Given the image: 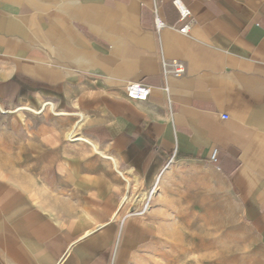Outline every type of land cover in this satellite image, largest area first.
Instances as JSON below:
<instances>
[{
  "label": "crops",
  "instance_id": "1",
  "mask_svg": "<svg viewBox=\"0 0 264 264\" xmlns=\"http://www.w3.org/2000/svg\"><path fill=\"white\" fill-rule=\"evenodd\" d=\"M173 1L0 0V105L19 114L0 125V264L163 259L143 250L161 220L119 217L154 186V211L221 225L230 197L264 254V0H181L189 35Z\"/></svg>",
  "mask_w": 264,
  "mask_h": 264
},
{
  "label": "rangeland",
  "instance_id": "2",
  "mask_svg": "<svg viewBox=\"0 0 264 264\" xmlns=\"http://www.w3.org/2000/svg\"><path fill=\"white\" fill-rule=\"evenodd\" d=\"M14 110L0 105V125L10 126L13 123V117L19 115L9 113ZM45 113L49 115L48 110ZM76 138V130L70 131L69 142H75ZM140 193L129 189L119 212L122 222L123 217L129 219L137 215L132 209L140 207L135 202ZM137 203H140V199ZM154 203L151 202L149 210L142 217L162 222L159 223L160 227L152 229V241L143 250L163 254L164 258L150 256L148 264H264V254L254 245L248 224L241 220L236 204L230 197L227 198L228 212L221 214L224 225L220 224L218 212L210 214L204 212L203 207L195 206L193 211L180 201L174 208L171 206L165 211L156 212ZM167 255H174V261ZM177 255L178 261H175Z\"/></svg>",
  "mask_w": 264,
  "mask_h": 264
},
{
  "label": "built area",
  "instance_id": "3",
  "mask_svg": "<svg viewBox=\"0 0 264 264\" xmlns=\"http://www.w3.org/2000/svg\"><path fill=\"white\" fill-rule=\"evenodd\" d=\"M173 4L180 13L181 26L171 28L179 31L184 35H189L192 27V11L181 0H174ZM155 27L158 31L169 27L159 16L157 9H155ZM173 64L175 68L173 71H170L168 69L167 62L163 61L164 73L167 74L172 72V74L176 77L182 76L185 73L184 65L175 61L173 62ZM150 93L151 89L147 85L141 83H129L127 85V97L132 101H146L149 98ZM223 118L226 119L227 117L224 116ZM212 160L213 162L216 161V153L213 154ZM156 194L157 186H154L148 194H142L138 196L135 202L136 205L140 207H138L137 209H132V212L136 213L137 215H144L149 210L151 202L153 201V198ZM141 198L143 200L140 203H137V201Z\"/></svg>",
  "mask_w": 264,
  "mask_h": 264
},
{
  "label": "bare ground",
  "instance_id": "4",
  "mask_svg": "<svg viewBox=\"0 0 264 264\" xmlns=\"http://www.w3.org/2000/svg\"><path fill=\"white\" fill-rule=\"evenodd\" d=\"M23 110V109H22ZM18 111V110H17ZM14 113V112H13ZM75 136V135H74ZM72 137V136H71ZM77 139V138H76Z\"/></svg>",
  "mask_w": 264,
  "mask_h": 264
}]
</instances>
